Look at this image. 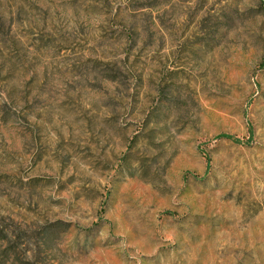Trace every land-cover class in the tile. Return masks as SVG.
<instances>
[{
  "label": "rangeland",
  "instance_id": "1",
  "mask_svg": "<svg viewBox=\"0 0 264 264\" xmlns=\"http://www.w3.org/2000/svg\"><path fill=\"white\" fill-rule=\"evenodd\" d=\"M0 264H264V0H0Z\"/></svg>",
  "mask_w": 264,
  "mask_h": 264
}]
</instances>
